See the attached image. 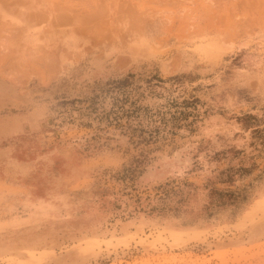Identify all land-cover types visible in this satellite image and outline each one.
<instances>
[{
	"label": "rangeland",
	"instance_id": "374dc122",
	"mask_svg": "<svg viewBox=\"0 0 264 264\" xmlns=\"http://www.w3.org/2000/svg\"><path fill=\"white\" fill-rule=\"evenodd\" d=\"M7 1L0 264H264V0Z\"/></svg>",
	"mask_w": 264,
	"mask_h": 264
},
{
	"label": "crops",
	"instance_id": "0c3cea01",
	"mask_svg": "<svg viewBox=\"0 0 264 264\" xmlns=\"http://www.w3.org/2000/svg\"><path fill=\"white\" fill-rule=\"evenodd\" d=\"M18 2V1H17ZM21 2H18V4ZM9 2L7 0H0V26L3 28H8L9 26L16 27V28H23L24 29V37L30 38V42L32 43V35H37L43 37L45 35V39L49 32L47 33L43 28L41 31L32 33L33 25H31V15L23 14L24 12L20 11H10L9 9ZM36 27V25H35ZM57 33V32H56ZM18 34V33H17ZM51 35V34H49Z\"/></svg>",
	"mask_w": 264,
	"mask_h": 264
},
{
	"label": "bare ground",
	"instance_id": "6f19581e",
	"mask_svg": "<svg viewBox=\"0 0 264 264\" xmlns=\"http://www.w3.org/2000/svg\"><path fill=\"white\" fill-rule=\"evenodd\" d=\"M54 50H55V49H54ZM49 54H50V53H49ZM51 55H52V54H51ZM45 57H47V55H45ZM40 58H42V57H40ZM47 58H48V57H47ZM43 61H45V59H44ZM46 61H47V59H46ZM49 64H50V63H49ZM49 64H48V65H49Z\"/></svg>",
	"mask_w": 264,
	"mask_h": 264
}]
</instances>
